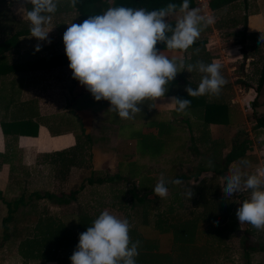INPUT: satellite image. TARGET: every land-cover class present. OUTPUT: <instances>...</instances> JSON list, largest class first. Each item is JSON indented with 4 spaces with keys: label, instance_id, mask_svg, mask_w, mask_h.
I'll use <instances>...</instances> for the list:
<instances>
[{
    "label": "crops",
    "instance_id": "0c3cea01",
    "mask_svg": "<svg viewBox=\"0 0 264 264\" xmlns=\"http://www.w3.org/2000/svg\"><path fill=\"white\" fill-rule=\"evenodd\" d=\"M236 1L212 10L211 15L200 10L201 14H207L209 17L214 18V23L201 32L196 40L199 43L194 44L186 51L173 50L166 52L169 56H175L178 61L183 60L185 66L187 64L195 65L198 61H203L206 64L216 62L222 66L221 74L227 83L222 87L218 96H203V100L206 103H213L222 107V109L220 108V119L213 120L207 127L203 128L202 115L204 107L188 108L185 113H179L175 110V106L168 104L171 102L172 97L186 92L185 89L187 87L195 89L199 86L203 74L198 70L190 73L186 71L185 67L184 71L178 73L175 80L169 85L166 97L158 99L157 103L160 105L157 108L150 109L145 104L142 106V111L137 113L133 119H122L116 112L109 110L110 102L105 100L97 102L84 86H81L76 79H73L69 64H65L52 68L30 70L26 73L18 72L13 75H0V97L2 95L6 97L7 85L5 81L14 76L17 79L18 87H16L18 88L19 97H15L13 103L19 101V104L25 102V104L35 106L37 116L32 119L39 121L36 136L20 135L14 143L8 139L6 140L0 126V155L13 149L17 153L21 149L23 154H37L38 151L39 153L47 154V159L49 160L50 154L55 151L72 149L78 140L82 143L85 139L84 135L88 134L91 141L88 146L84 145V149H78V151L82 152L80 153L82 155L88 154L90 159L92 157V168H97V164L106 165L108 158L105 155L113 152L114 158L107 167L114 172L107 173L114 175L120 171L123 173L124 169L128 171L129 163L135 161L151 169L150 175L154 177L155 184H157L161 177L157 178L155 174H157V171H164L160 166L157 169L154 168L158 160L164 162V159L172 150L176 151L177 154L180 152L190 154V162L184 164L178 162L175 165H170L169 168H165L167 169L165 182L167 187L175 184L172 181L177 179L182 181L179 185L175 184L177 186H184L186 183L191 184L190 192L193 194L190 198L187 195L190 202L192 203L193 200L199 199L208 205V209H205L203 206L196 207L192 204L193 208L189 211L184 206L186 213H188L187 216L191 220L192 228L195 229L194 238L200 237L203 242H215L218 247H224L228 244L233 232L238 230L237 225H235L237 222L231 220L232 215L229 211L224 213V217L219 219V223L210 224L207 220L216 216L218 208L212 207L216 206V204L218 205L219 201H224L223 198L225 196L221 185L223 184L225 170L229 168L230 164L237 162L243 156L256 155L260 159V152L257 150L256 143L260 144L264 141V131L262 132L264 128H257L254 130V134L250 131L248 136H245V139L237 143L238 145L231 146V141H235V137L239 134V129L247 123V114L252 109V105L248 110H246V107L252 103L255 92L246 78L249 67L256 59V50H259V48L254 47L251 43L260 42V40L255 38L264 32L262 4L259 3V7L256 6L258 11L245 14L244 18L241 17L240 22H238L234 13L241 7L238 3H235ZM18 7L17 0H0V38L6 37L13 31L23 27L30 29L26 12H18ZM25 7L31 9L32 6L26 4ZM192 8H198L195 2ZM183 14L178 13V16L173 17L170 22L175 23V20ZM83 21L78 19L76 9L72 6L71 0H60L57 12L46 26V30H51L48 36L51 43L39 41L35 37H31V32H29L21 34L18 37V45L11 51L5 52V54L10 60H20L24 57H45L65 52L64 32L69 27V24H81ZM237 23L242 24V30L247 34L246 43L244 44L245 57L240 51L238 43L226 46L221 38L225 34L238 38L240 29ZM8 24L12 26V30L5 33L4 29H6ZM233 29L235 31H232ZM37 45L40 46V51H36ZM251 49L254 50L253 53ZM160 50L164 51L165 49L160 48ZM182 76L185 79H182ZM61 84L63 85L64 113H45L42 105H47L48 103L52 105V102H50L52 91ZM1 99L0 119H7L10 117V113H8V116L4 115L6 113L5 106L11 102ZM13 114L17 119L22 116V113L16 108ZM50 126L52 127L51 131L48 128ZM126 129L128 130L125 134L126 136L121 137L119 133L124 132ZM74 130L76 132H72ZM166 130L169 132L167 133ZM260 135L263 136L260 138ZM255 138L257 141H255ZM139 139H145L146 144L142 145V156L138 155ZM249 140H252V142ZM161 145H168L169 150H166V148L162 150ZM237 146L243 149L242 154L237 156L239 158L227 161L230 151ZM156 148L161 150L157 154L155 152L152 154ZM209 161H211L212 166H209ZM7 166V163H2V168H7ZM252 166L250 164L245 169L250 170ZM188 170L191 171L192 178L179 177L180 172ZM169 171H176V173L171 176ZM69 177L70 174L67 178ZM177 195L180 196L181 193L177 192L175 196ZM236 195L238 198L240 195V200L244 201L241 193H236ZM244 195L247 196V199L249 198L248 191H245ZM200 218H204V220ZM219 226H223V237L222 239L213 240L209 236L210 227ZM243 230H239L241 232L240 237H238L239 242L244 232ZM252 233L259 235V240L262 239V241H259L254 238L253 240L258 242L255 243L253 241L254 245L264 248V244H262L264 243V230L255 229ZM260 242H262L261 245H259ZM1 247L0 245V264H12L8 263L6 258V247L3 249L5 252L2 250V254ZM61 253V255L64 254L63 252ZM20 259V264H23L21 257ZM47 264L57 263L49 262Z\"/></svg>",
    "mask_w": 264,
    "mask_h": 264
},
{
    "label": "clouds",
    "instance_id": "9594fccd",
    "mask_svg": "<svg viewBox=\"0 0 264 264\" xmlns=\"http://www.w3.org/2000/svg\"><path fill=\"white\" fill-rule=\"evenodd\" d=\"M78 0H71L74 7ZM18 12H26L31 37L47 41L46 26L58 10L60 0H17ZM26 4L32 7L28 9ZM178 13H184L170 22ZM214 23V18L191 8L190 0L180 4L147 10L145 8L110 7L103 14L89 16L81 24L71 23L63 34L65 52L73 79L84 86L94 99L110 102L111 111L122 119H133L142 106L157 108L158 99L166 97L169 85L178 73L198 70L203 74L199 86L185 90L190 97L216 95L227 83L221 74V65L198 61L195 65L178 61L167 51H186L199 38L201 32ZM264 42V32L260 36ZM165 45L161 51L157 45ZM264 45V44H262ZM36 51H40L37 45ZM149 102V103H146ZM179 113L190 106L189 99L172 97L168 103ZM209 166H212L209 161ZM248 162L230 170L221 185L226 199L236 193L249 192L236 216L241 226L249 224L264 230V168L257 167L248 173ZM177 185L182 181H172ZM165 198L168 188L162 178L153 190ZM190 192L189 198L192 196ZM130 224L109 211H103L87 230L79 235V243L70 257L72 264H136L139 241H132Z\"/></svg>",
    "mask_w": 264,
    "mask_h": 264
},
{
    "label": "trees",
    "instance_id": "16d2710c",
    "mask_svg": "<svg viewBox=\"0 0 264 264\" xmlns=\"http://www.w3.org/2000/svg\"><path fill=\"white\" fill-rule=\"evenodd\" d=\"M233 1L235 0H211L210 7L212 9H218ZM168 3L180 4L181 0H78L74 8L76 9L78 19L86 20L89 16L103 14L110 7H142L147 10H154L166 6ZM193 6L194 0H190V7L192 8ZM29 32L30 29L23 27L13 31L6 37L0 38V75H13L18 72L26 73L30 70L52 68L70 63L66 52L56 53L45 57H24L20 60H10L5 52L7 53L8 51H11L18 45V37L21 34ZM238 35L239 37L236 42L241 45V48H243L246 43L247 34L245 31H240ZM198 43L199 42H195L194 44ZM157 47L158 49H165V45L163 44H158ZM5 84L7 85L6 97L2 95V99L1 97L0 99L6 102L9 100L8 102L11 103L5 106L6 113L4 114L8 116V113H10V117L7 119H0V126L4 137L6 140L8 139L10 142L14 143L20 135L36 136L38 133L39 121L32 119L34 116H37L35 106L25 104V102L19 104V101L13 103L15 97H19L17 79H15L14 76L5 81ZM263 87L264 60L259 70L256 85L253 88L255 96L252 101L254 109L251 111V116L255 121V125L253 126L254 130L257 128H264V112L258 113L256 108L260 102L264 104V100L259 102L258 98L259 92ZM176 97L189 99L191 104L188 108L195 109L198 106L204 107V113L202 115L204 122L202 123L203 128L207 127L213 120L220 119V108L222 109V107L217 104L206 103L203 100V96L190 97L187 92H182L176 95ZM15 108L22 113V116L18 119L13 114ZM48 128H50L51 131L52 127L50 126ZM168 132L169 131H167V133ZM84 136L85 139L83 142L81 143L78 140L72 149L55 151L53 154L49 155L50 159L48 161L54 171L53 176L56 179L61 181L66 179L71 173L72 168L78 165L82 160V154H80L82 152H79L78 149H84V145L88 146V143L91 141L88 134ZM143 144L146 145L145 139H139V156L143 155L141 151ZM154 152L155 151H153L152 154H154ZM242 152L243 149L238 148L237 146L230 151L227 156V161L232 160L235 156L237 157L241 155ZM15 154L16 151L13 149L1 156H3L5 162H7L11 160ZM150 174L151 169L144 167L139 162L132 161L129 163L127 175L120 171L114 175L107 173L103 177L90 176L86 181L89 184H102L105 182L111 183L118 180H128L131 176L136 178L135 180L137 181H135V184L137 185L134 184L129 190H127L130 194L132 205L142 206L148 203V206L146 205L148 208L147 213L145 211L146 209H140L134 213L135 215L129 221L131 226L130 237L132 241L140 242L138 249L139 255L136 257V264H174L173 257L169 253H163L157 250L159 246L157 244V238L143 234L139 229L140 225H142L143 228H145L144 226H149L156 229L158 225V216L161 214L157 211L160 210L161 205L166 204L168 201L167 198L163 199L155 194L153 190L157 184H155V179ZM179 177L192 178L191 171H182L179 173ZM74 193L75 192H70L69 195L74 197ZM151 196L152 198H149ZM42 197L52 199L55 196L52 192L46 191L40 193L38 191H32L27 196L24 193H21L18 197L12 200H3L7 206V216L2 219V239L10 243L12 246L19 248L23 264H47L49 262H56L57 264H72L70 257L79 243V235L91 226L92 221L101 214V211H98V209L92 212L81 210L78 211L75 218L66 219L65 217L56 216L44 208H39L38 202H36L35 199L38 200ZM114 197L118 198L121 197V195L118 193V195H115ZM61 201L65 203L69 202V200L65 198L63 200L61 199ZM104 204L106 203L99 202L100 208ZM192 204L196 207L203 206L205 209H208L207 203H203V201L201 202L199 199L193 200ZM108 205H116L115 200L108 201ZM26 206L30 208L27 212L22 213L20 221L21 225L16 226V228H11L9 224L11 222H16V213L20 207ZM166 214L167 219L170 220V226L172 227L173 242L177 246H184L187 243L193 242L195 229L192 228V224L190 226L191 220L187 216L188 213H186L185 207L180 205L176 211H171L170 209ZM126 216L127 218L131 217V215ZM137 216L140 219L139 224L137 223ZM214 228H216V234L219 236V233H222L223 226ZM247 239L248 235L244 231L240 238L239 245L244 250L247 248L254 249L252 245L247 243ZM61 252L64 254L61 255Z\"/></svg>",
    "mask_w": 264,
    "mask_h": 264
},
{
    "label": "rangeland",
    "instance_id": "374dc122",
    "mask_svg": "<svg viewBox=\"0 0 264 264\" xmlns=\"http://www.w3.org/2000/svg\"><path fill=\"white\" fill-rule=\"evenodd\" d=\"M235 3H238L241 9L236 10L234 15H236V21L240 22L239 20L241 17L244 18L245 14L258 11V4H262V11L264 12V0H237ZM259 7V6H258ZM74 18V17H73ZM234 18V17H233ZM233 20V19H232ZM242 21V20H241ZM227 22V21H225ZM232 22V21H231ZM12 23V22H11ZM229 23V22H228ZM239 24L240 31L242 30V24ZM228 28V26H227ZM235 29V28H234ZM232 31H235V30ZM5 33L11 32L12 26L10 24L7 25ZM261 36V35H260ZM260 36H256L255 39L260 40ZM239 37V36H238ZM223 44L229 46L230 44L237 43V37H233V35L225 34L222 37ZM249 38V37H248ZM254 47L259 48L257 51L256 59L252 62L251 66L249 67V72L247 75L246 80L248 81L249 85L254 88L256 85V80L259 74V70L261 64L264 60V42L260 41L255 44L251 43ZM240 51L242 52L243 56H246V50L243 46ZM248 49V48H247ZM253 49L251 52L253 53ZM248 52V51H247ZM251 53V54H252ZM259 55V56H258ZM71 75L72 70H71ZM185 79L184 76L181 77ZM66 87V86H65ZM62 88L63 85L56 87L52 91V95L50 96V102L52 105L48 103L47 105H42V109L45 113L53 114V113H64V98L62 95ZM254 91V90H253ZM259 102L263 101L264 99V87L259 92ZM254 109L252 106L251 111ZM257 112L261 113L264 112V104L260 102L257 105ZM247 123H245L244 127L239 129V134L235 137V141H231V146L236 145L243 139L245 136H248V133L254 134L253 126L255 125L254 118L251 116V112L247 114ZM127 129L124 132H120V136L123 137L127 133ZM264 130H262L263 132ZM76 132V130L72 131ZM264 133V132H263ZM264 135V134H263ZM260 135V138L261 136ZM126 136V135H125ZM171 137V135H170ZM252 142V140H249ZM255 141L257 139L255 138ZM28 143V142H27ZM238 145V144H237ZM159 147V146H157ZM163 147V148H162ZM257 150L260 152V159L256 155H248L240 157L237 162L230 164L229 168L225 170L223 183L225 182V177L229 175L230 170H235L237 167L243 165L244 161L248 162V165L252 164L250 170L247 168L244 169L248 173L255 172L257 167L264 168V141L262 143H256ZM169 150L168 145L164 146L161 145V149ZM156 149L155 154L158 153L159 150ZM82 162L72 168L70 173V177L64 181L58 180L53 176V170L49 161L47 159V154L43 153H27L23 154L22 150L20 149L12 158L11 160L5 162L3 156L0 155V245L1 247V254L2 250L6 247V258L8 263L12 264H20V252L19 248L12 246L10 243L6 242L2 239L3 234V226H2V219L7 216V206L5 205L3 199L12 200L18 197L21 193H24L26 196L30 194L32 191H38L40 193L44 192H52L55 197L52 199H48L46 197H42L40 199H35L38 202L39 208H44L48 212L53 213L56 216L65 217L66 219H73L75 218L78 211H88L92 212L98 209L101 213L105 210L109 211L111 214L117 216L120 219H130L135 215L136 211L140 209H146V213L148 212V203L144 205H132L130 194L127 190H129L135 184V178L131 176L128 180H120L115 182H105L102 184H89L86 180L90 176L92 177H103L107 174V172L113 173L111 168L107 167L111 164V161L114 158V153L110 152L105 155L108 158L107 164L101 165L97 164V168H92V157L90 159L88 154L82 155ZM258 157V158H257ZM239 158L235 156V159ZM7 163V168H2L3 162ZM182 162L188 163L190 162V154L180 152L177 154L176 151H171L168 153L164 162L158 160L157 164L154 165V168L157 169L158 166L164 171H157L155 177L159 178V181L163 178L165 180V176L167 173V169L170 165H175V163ZM91 164V166H90ZM153 165V163H152ZM171 176L175 175L176 171H169ZM124 174H128V171L125 169L123 170ZM129 176V175H128ZM158 181V182H159ZM137 185V184H135ZM168 188V201L166 204L161 205L158 216V225L157 231L153 227L139 226V229L143 232V234H147L150 237L157 238L158 240V248L157 250L163 253H169L173 258L174 264H264V248H259V246L254 245L253 239L256 238L257 240L260 239V236L255 233H252L256 228L252 227L249 224H244L241 226L239 224L238 218L236 216V212L238 208L241 206L242 201L240 200L236 194L233 195L232 198L226 199L223 198L224 201H219L218 205L212 208H218L216 211V216L213 218H209L210 224L219 223V219L224 217V213L228 211L231 213L232 217L231 220L236 221L237 223V231L233 232L231 238L228 240V244L224 247H218L215 242H203L200 237H195L193 242L187 243L186 245L177 246L173 242V231L171 230L170 220L167 219L168 210L176 211L180 205L182 207H186L187 211H189L192 207V203L187 198L188 192L191 190V184L186 183L180 186L175 184H171ZM70 192H75L74 197H71L69 194ZM177 192H180V196H175ZM121 195V197H114L115 195ZM241 196L244 200L247 199V196L244 195V192L241 193ZM3 197V199H2ZM237 197V198H236ZM68 199L69 202L65 203L61 201V199ZM149 198H152L149 197ZM163 198V199H165ZM115 200L116 205H108V201ZM166 201V200H164ZM99 202H104L106 204L102 205L100 208ZM205 203V202H203ZM180 204V205H179ZM147 205V206H146ZM29 206V205H28ZM20 207L18 212L16 213V222H11L9 225L11 228H16V226L21 225V217L22 213L27 212L30 207ZM124 207V208H123ZM211 208V207H210ZM100 209V210H99ZM163 213V214H162ZM126 215H131L130 218H127ZM149 215V213H148ZM210 215V212H209ZM138 217V216H137ZM137 223L139 224V217L137 218ZM201 219V218H200ZM196 219V220H200ZM134 220V219H133ZM201 220H204L202 218ZM206 220V219H205ZM130 223V222H129ZM136 223V222H135ZM191 226V223H190ZM243 230L247 233L248 239L247 243L252 245L254 249L247 248L244 250L239 245V238L241 232L239 230ZM210 238L213 240L215 239H222V233H219V236L216 234V228L210 227L209 232ZM256 240V241H257ZM259 241H262L259 240ZM255 242V241H254ZM258 243V242H255ZM260 242L259 245H261ZM264 244V243H262ZM4 251V250H3ZM5 252V251H4ZM246 252V253H245ZM20 259V260H19Z\"/></svg>",
    "mask_w": 264,
    "mask_h": 264
},
{
    "label": "built area",
    "instance_id": "2783aa9c",
    "mask_svg": "<svg viewBox=\"0 0 264 264\" xmlns=\"http://www.w3.org/2000/svg\"><path fill=\"white\" fill-rule=\"evenodd\" d=\"M210 1L211 0H194L195 4L198 6V8L201 10V11H205L208 13V15H211L212 14V9L210 7ZM206 16H208L207 14H205ZM251 104L247 105L246 107V110L250 109L251 108Z\"/></svg>",
    "mask_w": 264,
    "mask_h": 264
}]
</instances>
